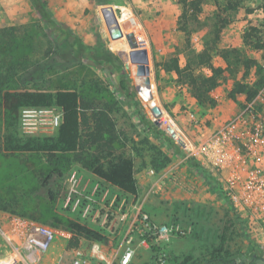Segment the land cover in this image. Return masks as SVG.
<instances>
[{"label":"rangeland","instance_id":"1","mask_svg":"<svg viewBox=\"0 0 264 264\" xmlns=\"http://www.w3.org/2000/svg\"><path fill=\"white\" fill-rule=\"evenodd\" d=\"M44 2L57 23L53 29L32 0H0V90L71 89L92 106L87 112L106 110L116 124L117 152L134 161L138 195L103 181L73 153L14 149L13 144L28 140L43 144L57 135L58 126L27 132L20 125L25 106L13 116L0 98V264H71L77 249L86 254L96 242L107 259L93 264H122L129 245L136 248L129 264H177L187 256L192 260L207 257L221 245L236 256L244 253L251 241L264 250V203L233 210L220 189L194 168V161L183 157L175 143L166 136L178 152L158 139L156 131L163 130L150 104L154 101L168 113L194 143L218 132L250 103L255 120L248 115L245 125L236 122L234 126L245 127L251 134L257 121L264 132V84L252 101L246 93L235 98L229 95L238 82L254 87L264 75V51L243 41L248 25L264 18L262 0H243L237 9L203 0L200 23L190 25V42L179 28L184 11L179 0ZM56 28L67 37L60 41L54 37ZM218 28V43L212 53L215 65L226 68V76L212 91L216 104L202 105L190 87L163 64L178 57L197 74H211L209 68L197 64L196 54L215 38ZM65 41L73 43V49L66 47ZM62 47L64 52L59 51ZM110 60L123 69L131 98L118 90L116 76L107 73ZM248 60L256 63L248 68ZM139 62L151 68L150 96L137 89L135 63ZM45 108L55 114L62 112L55 104ZM234 145L245 152L242 141ZM87 150L92 151L91 147ZM246 159L249 172L264 177V155ZM154 162L164 165L156 169ZM55 168L52 190L48 191L42 185ZM204 170L218 181L214 172ZM14 217L56 231L50 248L33 261L20 256L19 240L10 238ZM69 222L88 225L104 239L98 242L81 237L76 247H70L73 233ZM155 226H166L169 233L161 235ZM143 238L147 244L141 243ZM240 262L247 263L245 259ZM250 264H264V260Z\"/></svg>","mask_w":264,"mask_h":264},{"label":"trees","instance_id":"2","mask_svg":"<svg viewBox=\"0 0 264 264\" xmlns=\"http://www.w3.org/2000/svg\"><path fill=\"white\" fill-rule=\"evenodd\" d=\"M184 6V11L179 21V28L185 32L187 41L190 42L193 30L191 23H200V14L202 13L203 0H179ZM218 4L226 3V8L237 9L243 0H215ZM34 8L38 11L42 18L49 24V28H55L56 21L50 12L44 6V0H32ZM262 8L264 11V0H262ZM220 28L215 30V38L211 42H207L203 50L196 54L197 64L202 67H207L211 70V74H197L191 65L183 66L178 57H172L163 64L166 71L174 72L179 81L186 83L193 96L202 105H214L216 99L212 96V91L220 84L226 76V68L216 66L212 50L216 47L219 38ZM54 37L59 41L67 37L65 32L60 28L52 31ZM245 45H249L256 50L264 51V18L258 22L249 24L243 35ZM66 47L73 46L70 41H65ZM72 48V47H71ZM73 49V48H72ZM64 52V48L59 49ZM111 56V55H110ZM228 56H225L227 59ZM252 60H248L245 64L248 68L252 66ZM259 72L263 71L262 66H258ZM110 76H116V84L118 90L125 97H132L129 81L125 78L123 69L115 67L113 60L107 64L105 68ZM264 84V75L261 76L255 86L252 87L248 83L238 82L236 86L229 91V95L235 98L240 93L247 94V100L252 101L257 96L259 89ZM0 98L2 105L8 114L16 116L23 106H50L55 104L62 109V120L58 127V132L55 137L47 138L41 145L34 144L28 140L24 144H13L14 149L24 151L38 150L48 151L50 154L55 152L73 153L75 157L83 163L93 174L98 176L103 181L119 188L121 191L136 196L138 195V183L135 177L134 161L131 157L124 153L117 152L116 142L118 139L116 133V124L113 118L106 110L98 109L92 112H87L92 106L83 101L81 94L76 90H57L55 92L46 90H0ZM158 139L169 147L174 144L166 137L163 131H156ZM85 137V139L83 138ZM12 141V139H11ZM92 149L88 151L87 149ZM173 152H178L177 148L172 147ZM168 160V158H167ZM193 162V161H192ZM194 168L206 175L207 181L213 186L220 189L219 182L211 175L206 174L204 168L196 163H192ZM164 165L156 164V169ZM52 171V170H51ZM57 168L53 169L44 180L43 187L48 191L52 190L51 178ZM51 193V192H50ZM222 195V194H221ZM234 210V207L231 205ZM70 231L73 233V239L70 247H76L81 237L89 238L93 241H102L103 234L94 228L74 222L68 224ZM245 259L246 264H250L255 260H264V250L255 242L251 241L247 250L236 256L225 248L223 245L215 248L209 253V256L204 258L193 259L189 256L184 258L177 264H221L233 263L242 264ZM176 261V260H175ZM244 264V263H243Z\"/></svg>","mask_w":264,"mask_h":264},{"label":"built area","instance_id":"3","mask_svg":"<svg viewBox=\"0 0 264 264\" xmlns=\"http://www.w3.org/2000/svg\"><path fill=\"white\" fill-rule=\"evenodd\" d=\"M252 104L250 103L233 120L223 125L218 132L198 143L192 142L168 113L161 110L160 114L156 115L157 123L160 124L165 135L181 150L186 160L194 161L215 173L222 197L232 204L234 209L254 203H264V177L249 172L246 159L247 156L263 158L264 132L261 124L255 121V131L251 134L245 127L236 129L234 126L236 122L245 125L248 115L255 120L256 114ZM45 107L47 106H25L21 110L20 125L25 131L32 132L48 125L59 127L62 112L55 114L52 109ZM238 141H242L246 146L245 152L241 147L234 145V142ZM144 217L147 219V216ZM154 229L161 235L169 233L166 226H155ZM10 238L19 240L18 254L28 261H33L37 255L45 253L50 248L56 238V231L35 221L14 217ZM141 241L147 244L145 238ZM135 249L130 245L126 248L121 258L122 264L130 263ZM106 259L105 252L96 242L86 254L81 249H77L71 264H93Z\"/></svg>","mask_w":264,"mask_h":264},{"label":"water","instance_id":"4","mask_svg":"<svg viewBox=\"0 0 264 264\" xmlns=\"http://www.w3.org/2000/svg\"><path fill=\"white\" fill-rule=\"evenodd\" d=\"M136 66V76H143L145 79L146 84H150L151 82V78H150V73H151V68L148 64L143 63V62H139V63H135ZM127 67H129V65L127 64ZM154 113L155 115H159L161 109L158 107V109H154Z\"/></svg>","mask_w":264,"mask_h":264},{"label":"bare ground","instance_id":"5","mask_svg":"<svg viewBox=\"0 0 264 264\" xmlns=\"http://www.w3.org/2000/svg\"><path fill=\"white\" fill-rule=\"evenodd\" d=\"M137 80L139 82V84L137 85V89L142 93V94H145L144 91H148V95L150 96L151 95V89H150V84H146L145 82V79L143 76H137ZM150 104L152 106H154L155 109H158L157 106H155V102L154 101H151Z\"/></svg>","mask_w":264,"mask_h":264}]
</instances>
